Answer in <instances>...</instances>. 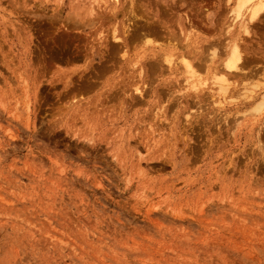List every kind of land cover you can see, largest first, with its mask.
<instances>
[{
    "label": "rangeland",
    "instance_id": "rangeland-1",
    "mask_svg": "<svg viewBox=\"0 0 264 264\" xmlns=\"http://www.w3.org/2000/svg\"><path fill=\"white\" fill-rule=\"evenodd\" d=\"M249 3L0 0V264H264Z\"/></svg>",
    "mask_w": 264,
    "mask_h": 264
},
{
    "label": "bare ground",
    "instance_id": "bare-ground-1",
    "mask_svg": "<svg viewBox=\"0 0 264 264\" xmlns=\"http://www.w3.org/2000/svg\"><path fill=\"white\" fill-rule=\"evenodd\" d=\"M119 1V0H118ZM239 1V6L240 7H242V6H244V5H246V3H252L251 4V10H252V12H253V14L252 15H250V16H254V14H256V15H258V16H261V14H262V12H264V0H238ZM249 3V4H250ZM91 7V6H90ZM248 7H250L249 5H248ZM89 9V8H88ZM99 14V13H98ZM90 15H91V13H90ZM160 16V15H159ZM76 17V16H75ZM86 19V18H85ZM84 19V20H85ZM84 23V22H83ZM90 23V22H89ZM145 23V22H144ZM91 24V23H90ZM147 25V24H146ZM148 25H151V24H149L148 23ZM158 25V24H157ZM152 26V25H151ZM159 26V25H158ZM147 27V26H146ZM154 27V26H153ZM248 27V26H247ZM168 28V27H167ZM134 29V28H133ZM113 30V29H112ZM162 30V29H161ZM249 29H247V31H248ZM124 32V31H123ZM150 32V31H149ZM152 32V31H151ZM244 32H246V30L244 31ZM115 33V32H114ZM161 33V32H160ZM247 33H250V32H247ZM156 34H159V33H156ZM143 35V34H142ZM112 36H113V34H112ZM162 36V35H161ZM147 37V36H146ZM109 39V38H108ZM117 39V38H116ZM129 40V39H128ZM149 40V39H148ZM156 40V39H155ZM175 40V39H174ZM245 40V39H244ZM122 41V40H121ZM139 42V41H138ZM158 41H156V43H157ZM237 41H235V43L232 45V48H229V50L230 49H232V52L230 53V56H228V57H231L230 59H228V60H232V58H235L236 59V62H234L233 63V65H230V67L231 68H233V70H238V69H242L241 67H243V66H241L240 64H242L243 65V63H242V61L241 62H238V61H240L241 59L243 60V55L245 54V53H243V55L241 56V53L243 52H241V47H240V45L242 46V44H240L239 45V43H236ZM241 43H243V42H241ZM150 44V43H149ZM147 45V44H146ZM229 47H230V44H229ZM162 50V49H161ZM167 50V49H166ZM171 52V51H170ZM169 52V53H170ZM125 53V52H124ZM161 53H162V51H161ZM166 53V52H165ZM171 54V53H170ZM170 54H168L169 56H172V55H170ZM161 55V54H160ZM163 55V54H162ZM183 55V54H182ZM164 56V55H163ZM162 56V57H163ZM165 57V56H164ZM180 57H182L181 55H180ZM183 57H184V55H183ZM254 57V56H253ZM169 58V57H168ZM244 58H247V57H244ZM258 58V57H257ZM226 59V60H227ZM251 59H253V58H251ZM226 60H225V62H226ZM163 60H161V62H162ZM168 61H169V63H170V65L172 64V65H174L173 64V62H172V59L170 58V59H168ZM191 61V60H190ZM246 61V60H245ZM255 61V60H254ZM136 62V61H135ZM164 62L166 63V61L164 60ZM164 62H162V63H164ZM228 63L230 62V61H227ZM231 62H233V61H231ZM238 62V63H237ZM134 63V62H133ZM168 63V64H169ZM248 63H250V62H248ZM175 64H176V62H175ZM150 65V64H149ZM183 66H181V63H180V66L181 67H186V69H187V71L188 72H193L194 70H193V64H191L187 59H185L184 60V63L182 64ZM133 66V65H132ZM202 66V65H201ZM222 66V65H221ZM225 66V67H224ZM245 66H248V64L247 65H244V67H243V69L244 68H247V67H245ZM140 67V66H139ZM159 67V66H158ZM230 67H228V68H226V64L224 63L223 64V67H221V68H225L226 70H229V68ZM134 69V68H133ZM181 69H183V68H181ZM225 69L224 70H222V71H225ZM184 70V69H183ZM206 70V69H205ZM214 70V69H213ZM138 71V70H137ZM197 71V70H196ZM219 71H221V69L219 70ZM235 71V72H236ZM244 71H246V69L244 70ZM140 72H142V71H140ZM229 72V71H228ZM136 73V72H135ZM181 73V72H180ZM248 72L246 71V74H247ZM153 74V73H152ZM196 74V73H195ZM216 73H214V75H215ZM237 74H238V72H237ZM240 75H241V72L239 73ZM242 74H244V73H242ZM221 75H222V77L221 78H223L225 75L223 74V73H221ZM236 75V74H235ZM191 76V75H190ZM212 76V75H211ZM232 76V75H231ZM231 76H229V77H231ZM236 76H238V75H236ZM235 76V77H236ZM132 77V76H131ZM228 77V76H227ZM228 77V78H229ZM184 78H185V76H184ZM219 78V77H218ZM234 78V77H233ZM179 79V78H178ZM215 79V78H214ZM130 80V79H129ZM198 80V79H197ZM201 80V79H200ZM226 80V79H225ZM224 80V81H225ZM229 80H230V78H229ZM234 80V79H233ZM170 81V80H169ZM177 81V80H176ZM228 81V80H227ZM139 82V81H138ZM161 82V81H160ZM186 85H188V86H191V85H193V83H194V81H189V79H187L186 80ZM202 82H204V81H202ZM236 82V81H235ZM200 83V82H199ZM205 83V82H204ZM146 84H148V83H146ZM160 84V83H159ZM196 84V83H195ZM198 84V83H197ZM196 84V85H197ZM231 84H232V80H231ZM137 85V84H136ZM185 85V86H186ZM230 84L228 83V85L227 86H229ZM235 85V84H234ZM146 86V85H145ZM144 86V87H145ZM198 86H200V84L198 85ZM226 86V85H225ZM136 87H138V86H136ZM136 87H133V88H135V89H137ZM143 87V88H144ZM193 87V86H192ZM202 87V86H201ZM219 88V87H218ZM162 89V88H161ZM196 89H198V88H196ZM201 89V88H200ZM228 89H229V87H228ZM138 90V89H137ZM142 90V89H141ZM147 90V89H146ZM166 90V89H165ZM192 90V89H191ZM193 90H195V89H193ZM219 90H221V88L219 89ZM143 91H145V90H143ZM143 91L142 92H140L139 90H138V92H140L141 94L143 93ZM161 91V90H160ZM170 91H171V89H170ZM127 92H129V91H127ZM164 92V91H163ZM225 92V91H224ZM229 92V91H228ZM139 93V94H140ZM149 93V92H148ZM172 93V92H171ZM225 93H227V90H226V92ZM231 93V92H230ZM137 94V93H136ZM147 94V93H146ZM168 94H169V92H168ZM167 94V95H168ZM142 96V95H141ZM205 96V95H204ZM210 96V95H209ZM173 98V97H172ZM207 98V97H206ZM196 99V98H195ZM206 100V99H205ZM200 103V102H199ZM181 105V104H180ZM169 111V110H168ZM188 116V115H187ZM148 124V123H147ZM163 152V151H162Z\"/></svg>",
    "mask_w": 264,
    "mask_h": 264
}]
</instances>
